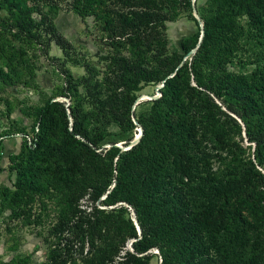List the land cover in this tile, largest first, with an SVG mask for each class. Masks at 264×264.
Masks as SVG:
<instances>
[{"label":"trees","instance_id":"obj_1","mask_svg":"<svg viewBox=\"0 0 264 264\" xmlns=\"http://www.w3.org/2000/svg\"><path fill=\"white\" fill-rule=\"evenodd\" d=\"M65 6L92 19L93 53L58 30ZM181 18L196 30L171 49ZM43 60L62 81L49 94ZM0 61L1 90L43 98L0 133L21 135L0 185L14 244L31 228L45 264H264V0H0Z\"/></svg>","mask_w":264,"mask_h":264},{"label":"rangeland","instance_id":"obj_2","mask_svg":"<svg viewBox=\"0 0 264 264\" xmlns=\"http://www.w3.org/2000/svg\"><path fill=\"white\" fill-rule=\"evenodd\" d=\"M62 5H66V3H62ZM55 23L58 30L72 42L77 51L81 53H93L98 49V45L94 42L97 33L92 27L93 21L91 18L86 20L88 24L86 26L78 16L71 12H66L65 6L64 11L60 12L56 18ZM195 30L194 23L187 18H181L175 23L168 24V38L171 49L180 48L182 39L192 35ZM80 45L84 47H80ZM50 55L58 58L62 56L61 51L55 46H52ZM2 66V62L0 61V67ZM70 71L74 77L82 74V70L78 68H70ZM35 81L47 94L50 93L49 91L56 83L62 82L59 76L52 72V66L45 60H43V66L37 71ZM155 89L156 87L153 88L152 86L146 87L142 95L148 97L156 96ZM5 100L13 107L8 119V107ZM61 101L67 100L62 98ZM42 103L43 98L32 91H22L20 87L1 90L0 86V133L13 124L28 128L30 120L25 117L24 108L41 105ZM0 141L2 147L0 152V165L3 168L0 171V185H10L14 179V175L10 174L7 169L8 156L19 152L21 135L14 134L6 136L0 138ZM82 204L85 206L86 202L84 201ZM15 233V236L19 239L18 244H14L11 235L5 232V224L0 223V264L10 261L14 256L22 258L30 253H32L30 264H45V248L42 240L32 232L31 228L18 229ZM152 264H156V259L153 260Z\"/></svg>","mask_w":264,"mask_h":264},{"label":"water","instance_id":"obj_3","mask_svg":"<svg viewBox=\"0 0 264 264\" xmlns=\"http://www.w3.org/2000/svg\"><path fill=\"white\" fill-rule=\"evenodd\" d=\"M194 2H195V0H192V3H193V4H194ZM193 16H194V18L196 19L197 23L199 24L200 31H201V35H200V38H199V41H198V43H197L196 48L189 52V55H191V56H193V55L195 54L197 48L199 47V44L201 43V40H202V38H203V32H204V31H203V23H202V21H201V18H200V16H199L198 12H197V9H196V7H195L194 5H193ZM162 86H163V85L156 87V89H155L156 94H157L156 96H151V97L143 96V95H142V96H139V97L137 98L136 102H135V105H137L140 101H143V100H152V99H156V98L160 97V88H161ZM135 105H134V107H135ZM134 107H133V109H134ZM133 122H134L135 125H137V122L135 121L134 118H133ZM138 128H139V129L137 130V134H135L134 139H133V140H132L127 146H120V145H117L119 148H121V150H128V149H130L132 146L136 145V144L140 141V138H141L142 135H143V129H142L141 126H139ZM131 215H132V219H133L135 225L137 226L138 233L140 234V229H139L138 224H137V220H136L135 212L132 211ZM131 243H132V241H130V242L128 243V247H129V249L132 251ZM155 251H156V250H155ZM155 253H158V252L156 251ZM160 263H161V261H160Z\"/></svg>","mask_w":264,"mask_h":264},{"label":"built area","instance_id":"obj_4","mask_svg":"<svg viewBox=\"0 0 264 264\" xmlns=\"http://www.w3.org/2000/svg\"><path fill=\"white\" fill-rule=\"evenodd\" d=\"M28 141L31 143L30 139H28Z\"/></svg>","mask_w":264,"mask_h":264},{"label":"crops","instance_id":"obj_5","mask_svg":"<svg viewBox=\"0 0 264 264\" xmlns=\"http://www.w3.org/2000/svg\"><path fill=\"white\" fill-rule=\"evenodd\" d=\"M53 72V71H52Z\"/></svg>","mask_w":264,"mask_h":264}]
</instances>
